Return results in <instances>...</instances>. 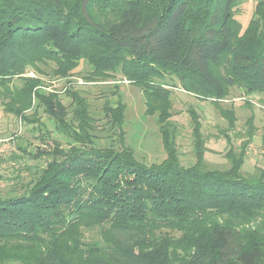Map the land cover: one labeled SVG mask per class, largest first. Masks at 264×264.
I'll list each match as a JSON object with an SVG mask.
<instances>
[{"label":"trees","instance_id":"1","mask_svg":"<svg viewBox=\"0 0 264 264\" xmlns=\"http://www.w3.org/2000/svg\"><path fill=\"white\" fill-rule=\"evenodd\" d=\"M238 1L0 0V90L15 116L40 107L70 140L66 149L54 144L43 168H25L22 192L0 196V264H264V170L241 174L253 126L239 155H227L228 169H208L192 112L195 161L182 166L161 83L175 77L214 105L232 88L264 94V0L244 29ZM47 62L61 78L84 62L86 80L118 76L137 88L145 114L157 119L165 159L145 164L129 147L98 146L88 105L74 91L65 107L34 90L36 80L12 87ZM104 112L123 137L124 107Z\"/></svg>","mask_w":264,"mask_h":264},{"label":"rangeland","instance_id":"2","mask_svg":"<svg viewBox=\"0 0 264 264\" xmlns=\"http://www.w3.org/2000/svg\"><path fill=\"white\" fill-rule=\"evenodd\" d=\"M257 0H239L235 7V19L244 29L252 17ZM52 62L28 67L23 78L14 79L12 87L20 90L25 79L31 82L34 90L54 93L65 107L70 105L66 95L68 91L76 92L88 105L92 118L93 141L101 147L122 146L131 148L137 160L145 164H159L165 159L155 116L145 114L141 92L125 83L120 77L103 80H86L89 71L84 62H80L67 78L54 73ZM69 81V82H68ZM170 91L172 103L169 122L176 128V146L182 166L194 164V152L191 139L192 112L201 123V134L206 142L204 162L208 169L226 170L230 167L227 155H239L240 146L245 140L244 132L251 124L254 134L244 151L241 174L252 175L264 170V94H247L238 88H232L228 95L215 105L210 100H201L183 91L175 77H166L163 82ZM6 91L0 90V196L8 193L22 192L28 182L26 167L41 169L49 160L54 144L66 149L70 140L61 129H56L54 122L43 113L40 107H32L23 112L19 118L11 112V105ZM124 107L121 131L110 125L104 107L117 105ZM68 115L67 119L69 118ZM233 119L229 128L228 118ZM20 159L21 163L15 162ZM87 240L97 238V232H87Z\"/></svg>","mask_w":264,"mask_h":264}]
</instances>
